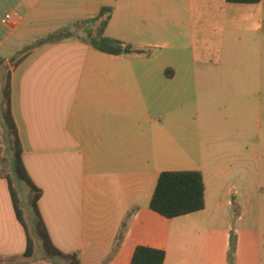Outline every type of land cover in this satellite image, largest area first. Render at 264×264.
<instances>
[{"label":"crops","instance_id":"obj_1","mask_svg":"<svg viewBox=\"0 0 264 264\" xmlns=\"http://www.w3.org/2000/svg\"><path fill=\"white\" fill-rule=\"evenodd\" d=\"M0 1L15 15L4 21L9 34L0 30V68L11 58L2 49L15 56L50 35L73 32L106 7L112 14L105 36L131 46L129 54L111 55L83 36L72 37L36 47L7 74L23 162L41 191L38 210L60 252L77 254L80 264H131L140 246L163 250L164 264H229L230 258L264 264V231L248 227L247 208L234 210L238 198L232 191L234 200L220 204L209 170L218 161L208 162L203 142L214 119L228 124L235 101L236 113L256 115V126L261 124L264 0ZM245 30L253 36L256 79L246 101L244 81L235 78L238 90L230 103L221 96L231 84L225 74L245 70L242 60L230 62L243 50ZM197 142L198 157L174 155L182 144ZM179 170L203 173L206 208L166 219L150 208L151 200L159 176ZM210 203L223 225L214 223ZM230 213L237 216L234 224ZM27 247L28 231L0 172V263L23 258Z\"/></svg>","mask_w":264,"mask_h":264},{"label":"rangeland","instance_id":"obj_2","mask_svg":"<svg viewBox=\"0 0 264 264\" xmlns=\"http://www.w3.org/2000/svg\"><path fill=\"white\" fill-rule=\"evenodd\" d=\"M0 1V30L3 34H9L8 25L4 24L5 17L7 13L11 16H15L13 12L9 11V7L4 5ZM18 17V15H16ZM8 23V22H7ZM92 21L84 22L82 24H77L73 33L75 37L86 38L87 33L91 30ZM94 25V24H93ZM247 28V25L245 26ZM244 46L243 50L239 54L234 53L230 56V62L237 63L242 60L245 65V70L242 72H232L229 71L227 78L231 81L230 85H226L221 96L224 97L226 101L232 103V99L236 97L235 92L238 88L235 85V78L242 79L244 81L243 93L245 96L243 98L249 101V97L253 91V84L256 79L255 72L252 69L253 60V36L252 32L245 30L244 32ZM2 41V39H0ZM14 47V46H13ZM23 53V52H21ZM19 53V54H21ZM1 54L9 59L7 66L0 68V74L4 77L3 86L2 81H0V165L4 175H10L13 177L11 171V154L9 152V124L6 119L7 101L5 95V88L7 85V74L10 67L13 66L12 60L16 58L19 54L13 56L10 50L2 49ZM19 59V57H18ZM2 79V78H1ZM264 86V84H263ZM264 96V87H263ZM235 95V96H234ZM221 99V97H219ZM258 101V99H256ZM236 101L234 102L235 114L230 116L228 124H225L223 119H214L211 123V128L206 126V134L204 136V144L207 147L206 151L209 154L208 162L213 161L216 163L214 167L210 166L209 170L217 180L219 184L218 201L221 205H229L230 201L234 198H238L237 203H235L234 210L237 211V206L247 208L249 210V222L248 227L254 229H261L264 231V100L261 101L262 114L260 126H256L258 120L257 116H252L247 112L241 114L236 113ZM244 107L249 106L250 103L243 102ZM195 125V124H194ZM185 126L192 129V124L185 123ZM192 126V127H191ZM227 129V130H226ZM239 129L241 131L239 132ZM186 134L185 130L182 131ZM181 135V136H182ZM200 144L197 142L195 144L185 143L181 145L180 151H175L174 155L178 156L180 159L187 158L192 154L200 155ZM13 160V159H12ZM11 160V161H12ZM181 163V161H179ZM175 169L180 166H173ZM187 171V170H179ZM25 185V184H24ZM18 188V187H17ZM19 190L20 200L22 199L21 207L25 211V218L28 221L31 233L37 244V254L32 260H20L19 264H51L45 260L44 253L42 252L41 242L35 232L36 217L34 215V210L31 204L28 202V195H30V190L27 186H23L22 190ZM25 190V191H24ZM230 191H232L236 196L231 197ZM32 193V192H31ZM32 195V194H31ZM27 202V203H26ZM210 209L213 210L212 217L214 218V223L224 224L222 219L215 218L217 210V205L210 203ZM230 207L227 208V212ZM228 220L230 223L236 221L237 216L228 214ZM258 218L260 221H256ZM238 231L237 228H235ZM231 243L234 244L236 241V236L234 233H230ZM19 261V260H18ZM229 264H234L233 258H230Z\"/></svg>","mask_w":264,"mask_h":264},{"label":"trees","instance_id":"obj_3","mask_svg":"<svg viewBox=\"0 0 264 264\" xmlns=\"http://www.w3.org/2000/svg\"><path fill=\"white\" fill-rule=\"evenodd\" d=\"M261 1L262 0H227V2L232 4L244 5H256ZM111 14V8H103L100 14L91 20L95 25V29L89 30L87 37L80 39L84 42H87L90 46L100 52L111 55H123L125 50L131 49V46L125 47L122 42L108 38L104 34L110 22ZM72 37H75V34L69 30H64L63 32L50 35L46 39L40 40L35 45L26 49L12 61L17 64L21 62L27 56V54L36 47L48 43L66 40ZM136 53L139 55H150V53L145 50H136ZM0 61L2 63L4 62V60ZM9 81L10 76H8L5 95L7 101L6 119L10 126L8 133V142L10 146L9 152L12 155L10 159V167L13 177H10L8 174L4 175L1 165L0 172L2 176L8 180L17 216L28 231V247L24 257L19 259V261L11 260L10 262H2L0 264H19L20 260H32L37 254L38 243H36L35 239L31 237L32 233L29 232L23 217V212L20 208L22 203L21 201L23 200H20L18 189L22 190L23 186H27L34 194L33 196L28 195L27 197L29 204H31L33 207L34 215L37 220L35 232L41 241L39 242V245H41L42 252L44 253L43 260L51 264H80V259L77 254L65 255L52 244L49 233L40 216L38 210V201L41 196V191L32 183L23 162L21 143L18 137L16 125L11 115ZM150 208L166 219L183 217L205 210L206 185L203 173L198 170L163 172L159 176L157 187L151 200ZM233 250L234 244H232V251ZM165 257L166 254L163 250L140 246L136 248L131 264H164Z\"/></svg>","mask_w":264,"mask_h":264},{"label":"built area","instance_id":"obj_4","mask_svg":"<svg viewBox=\"0 0 264 264\" xmlns=\"http://www.w3.org/2000/svg\"><path fill=\"white\" fill-rule=\"evenodd\" d=\"M12 19H13V17L10 16V15H8V16H6L5 22L10 21V20H12Z\"/></svg>","mask_w":264,"mask_h":264},{"label":"water","instance_id":"obj_5","mask_svg":"<svg viewBox=\"0 0 264 264\" xmlns=\"http://www.w3.org/2000/svg\"><path fill=\"white\" fill-rule=\"evenodd\" d=\"M129 53H131L130 50H125V54H129Z\"/></svg>","mask_w":264,"mask_h":264}]
</instances>
